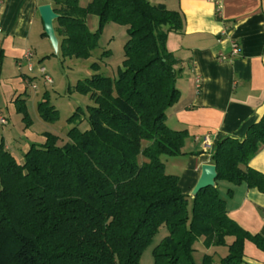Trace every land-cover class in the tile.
<instances>
[{"label": "trees", "instance_id": "1", "mask_svg": "<svg viewBox=\"0 0 264 264\" xmlns=\"http://www.w3.org/2000/svg\"><path fill=\"white\" fill-rule=\"evenodd\" d=\"M64 58L87 60L109 23L127 27L124 61L117 77L95 74L75 89L90 95L89 128L81 130L79 111L69 122L68 143L45 133L44 144H30L19 163L0 143V264H140L160 230L166 236L154 249V264H196L195 244L228 247L222 264H245V243L264 253V237L250 234L230 218L219 182L246 185L264 195V174L250 167L264 147V116L243 139L225 138L212 151L216 187L194 198L180 179L166 173L162 157H179L187 131L167 125L168 111L181 98L178 59L169 52L170 33H181V14L152 0H49ZM99 19L91 32L87 19ZM47 36V35H46ZM105 51L102 58L110 57ZM94 72L99 63L91 66ZM26 128L32 121L17 100ZM53 123L56 109L38 106ZM232 198L234 190L229 188ZM233 238L231 244L227 239ZM204 256L203 264H212Z\"/></svg>", "mask_w": 264, "mask_h": 264}, {"label": "crops", "instance_id": "2", "mask_svg": "<svg viewBox=\"0 0 264 264\" xmlns=\"http://www.w3.org/2000/svg\"><path fill=\"white\" fill-rule=\"evenodd\" d=\"M152 1L184 20V30L170 33L167 41L169 52L178 59L181 91L179 102L168 111L167 125L187 131L188 138L183 154L174 157L166 170L179 177L183 193L192 198L202 167L212 166L217 143L224 137L243 139L248 127L264 116V0ZM44 5L52 6L49 0H0V119L7 120V125L0 126H9L16 118L26 138L24 144L18 140L13 144L14 131L0 130V143L19 163L30 144H44L45 133H50L43 130L38 135L26 128L16 104L22 100L28 109L27 88L32 79L17 66L18 61L26 51L33 53L32 62L49 53L39 11ZM234 42L240 48L238 56L231 54ZM249 166L264 174V147ZM224 185L234 190V196L226 199L230 218L250 234L264 237V195L246 185ZM233 240L227 239L228 246ZM203 243L202 238L195 253L200 251L204 258L214 247L207 249ZM244 248L245 264H264V253L253 243L247 241Z\"/></svg>", "mask_w": 264, "mask_h": 264}, {"label": "rangeland", "instance_id": "3", "mask_svg": "<svg viewBox=\"0 0 264 264\" xmlns=\"http://www.w3.org/2000/svg\"><path fill=\"white\" fill-rule=\"evenodd\" d=\"M92 0H80L82 7L87 6ZM87 24L91 32H95L99 29V19L94 16H89L87 19ZM127 27L121 26L114 23L107 24L101 31V36L99 40L98 48L93 52L92 57L87 60L75 59V58H64L61 56L60 51L56 53L53 49V42L48 38L47 41L50 45L49 53L46 55H40L32 62L35 73L30 74L28 68L26 67L24 73L28 76H36L34 79V84L38 87L35 91L31 85L28 86V113L32 121L30 126L31 131L36 132L38 135L45 132H50L53 135L59 137L60 146H64L68 143L69 139L67 137L68 132L71 128L77 126L76 124L70 123L69 119L79 111L81 116L82 124L80 125L81 130H86L89 128L87 123L88 117V107L94 106V102L91 101L90 95H83L76 91L75 87L80 81L91 78L95 74H100L102 76L116 78L119 67L122 66L124 61V45L128 41ZM110 50L112 52L110 57L102 58L101 56L105 51ZM99 63L100 69L96 73L92 70L91 66L94 63ZM43 67L46 70V75L53 80L52 84H46L40 74H38L39 69ZM42 102H47L49 105L53 106L57 112V119L53 123H48L42 119L38 111V106ZM7 114V113H6ZM22 118V117H21ZM2 131H14L11 133V143H16V140L21 141L23 144L26 141L25 136L20 131V126L18 125L16 118H12L9 126H0ZM42 132V133H41ZM18 144V143H17ZM20 149L23 147L19 146ZM21 152V151H20ZM22 156V153L19 155ZM162 160L165 162L166 169L169 170L171 166V161L173 158L164 156ZM166 170V173L169 172ZM220 185V192L223 198L227 199V187L228 185ZM226 186V187H225ZM230 186V184H229ZM230 187H233L232 185ZM166 227H163L159 235H157L152 242V244L146 249L140 264H154L153 251L155 247L163 240L164 236L168 234ZM199 243V241L197 242ZM195 244V247H200V244ZM196 247V248H197ZM228 253L226 247H216L213 248L210 253L212 257V264H222V259L220 256H224ZM196 264H203V255L199 252L194 254Z\"/></svg>", "mask_w": 264, "mask_h": 264}, {"label": "water", "instance_id": "4", "mask_svg": "<svg viewBox=\"0 0 264 264\" xmlns=\"http://www.w3.org/2000/svg\"><path fill=\"white\" fill-rule=\"evenodd\" d=\"M41 18L44 22L45 33L53 42V48L58 53L60 51V41L55 33L54 22L59 17L53 10L51 5H44L39 9ZM217 169L215 165H204L202 167V176L198 181V185L192 194V198L196 196L199 191L208 187H216Z\"/></svg>", "mask_w": 264, "mask_h": 264}, {"label": "built area", "instance_id": "5", "mask_svg": "<svg viewBox=\"0 0 264 264\" xmlns=\"http://www.w3.org/2000/svg\"><path fill=\"white\" fill-rule=\"evenodd\" d=\"M233 56H238L240 54V48L239 46L234 42L233 44V51L231 53ZM33 53L31 51H26L25 55L23 56V58L18 61L17 63V66L20 68V69H24V68H28V72L30 74H36L35 72V68L32 64V60H33ZM220 58H222L223 60L226 59V56L224 55H220ZM38 74H40V77H42V79L44 80V82L46 84H52L53 83V80L51 78H49L46 74V70L45 68L41 67L38 71ZM36 78V76H33L31 81H30V85L31 87L36 91L38 89V87L34 84V79ZM0 123L2 125H7V120L5 118H1L0 119Z\"/></svg>", "mask_w": 264, "mask_h": 264}]
</instances>
